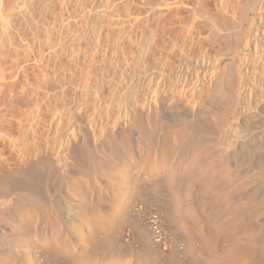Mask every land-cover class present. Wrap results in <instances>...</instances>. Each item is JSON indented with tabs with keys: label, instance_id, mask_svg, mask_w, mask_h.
I'll list each match as a JSON object with an SVG mask.
<instances>
[{
	"label": "bare ground",
	"instance_id": "obj_1",
	"mask_svg": "<svg viewBox=\"0 0 264 264\" xmlns=\"http://www.w3.org/2000/svg\"><path fill=\"white\" fill-rule=\"evenodd\" d=\"M199 1L201 5L199 3L198 9L191 11L195 22L178 25L177 29L175 26V28L166 27L165 24V27L161 24L156 28L142 24L143 27L137 29L140 33L137 41L129 40L131 45L130 52L127 51L129 53L122 50L119 52L114 49L115 46L113 47L114 52L116 50L122 56V61L114 56V60H117L114 69L120 76L116 86L111 84L112 79L104 76L91 83V79L96 76L92 78L96 69L93 72L88 64L95 59L96 53L101 49L98 40L89 43L86 49L81 50L80 56L86 65L74 66L78 69L74 83L72 76L75 73H71L73 75L70 86L74 90V98H71L72 107H70L73 109L69 111L73 110L71 114L74 117L76 114L79 117L78 114L85 113L89 132L95 140L91 146L86 145L85 142L81 145V154L84 157L82 159L83 162L87 161L89 173L77 169L74 172L91 183L92 185L88 186L94 191L97 188L101 192L113 195L116 193V185H129L132 181L139 182L151 176L167 178V180L179 176L183 178L184 185H216L223 180L237 183L236 185H253L244 190L238 201L247 203L264 201V0H210L214 2V8H208L206 0ZM203 1L206 6L202 5ZM3 11L0 12V16L1 13L8 12L6 8ZM6 16L9 19V16ZM0 19L1 191L2 185L6 186L13 177L18 176L16 179H19L22 172L28 173L30 168H34V173L35 169L39 171L41 158L47 150L59 156L63 154L72 139L61 138L57 143L63 122L61 123L59 119L58 122L56 119L65 117L59 116L60 113L56 115L58 116L55 119L56 123L52 120L50 124L54 125L55 129L51 143L48 139H40L36 135L37 126L42 125V122L38 121L40 111L38 112L34 105L37 99L36 103H32L33 108L31 104H29L31 108L27 107V111L30 109L28 112L32 115L31 118L25 116L26 112L22 114L30 118L29 120L25 118L23 121L27 120V127L23 125L29 129V134L24 135L20 132L17 134H21V137L19 135L13 137L15 135L13 131H19L21 125L16 126L12 131L9 121L6 120L7 110L12 109L8 107L10 103H7L9 87L6 82L8 78V76L6 78L8 68H6V42L8 43L9 34L6 27L8 20L5 23L4 17L1 16ZM164 34L168 35L167 39L162 36ZM122 37L124 38L121 35V39ZM108 50L107 52H111ZM104 52L107 53L106 49ZM109 56L113 55L109 54ZM78 59L80 60V57ZM127 75L131 78L128 79ZM60 81L54 79L55 87L63 85H60ZM109 83L114 90L106 100H103L101 90ZM116 97H120L123 103L125 117L121 122H117V119L111 120L112 103ZM129 98L133 99V107L128 104ZM51 100L57 101V99ZM60 106L62 108L63 103ZM187 106L191 109L184 111ZM55 109L57 111L51 110L52 116L58 112V108ZM24 126L20 131L24 130ZM39 129L40 127L38 132H41L42 128L40 131ZM58 129L60 132L56 136ZM99 131L100 134L97 135ZM196 144L198 152L194 158H190L189 152ZM205 153L209 157H214L215 166L208 167V164L199 166L190 174L189 164H193ZM39 180V183L37 181L36 183L42 182L41 178ZM34 184L32 182L31 185ZM62 185H65V193L59 195L58 204L54 199L49 201L47 213L34 200L38 194L34 189V194L36 193L35 197L32 194L34 199L31 195L21 197L24 194L22 193L19 196L20 200L15 199V202L19 201L17 204L14 201V205L7 202L11 206L15 220L14 229L19 230L23 221L26 222V219L30 218L33 226L35 225L33 239L56 252L60 257V264H98L96 258L91 255L92 247L90 239L84 233L83 223L79 221L81 193L69 180H64ZM60 189L62 190V187ZM54 191L51 189L49 192L56 196L57 191ZM174 209L176 212L180 211L178 205H174ZM32 210L38 213L39 217L37 213L35 214L37 219L32 215L33 212L31 215L26 212ZM75 223L80 229L77 235L71 234L68 230L70 225ZM217 227L220 228V225L218 224ZM9 233L7 227L0 226V245L5 247L6 252L25 254L30 251L29 242L17 241L9 236ZM254 242H258V239H254ZM231 251L232 247L226 250V257L230 256ZM108 264L122 263L112 261ZM219 264H230V259Z\"/></svg>",
	"mask_w": 264,
	"mask_h": 264
},
{
	"label": "rangeland",
	"instance_id": "obj_2",
	"mask_svg": "<svg viewBox=\"0 0 264 264\" xmlns=\"http://www.w3.org/2000/svg\"><path fill=\"white\" fill-rule=\"evenodd\" d=\"M4 3L6 6L3 5ZM199 3L198 0H0V7L4 8H0V12L5 11V8L8 11L1 13V16L4 17L5 23L8 20L6 25L8 29H6L9 34L8 43L6 42L7 66L5 65L9 68V71L8 68L6 69V78L8 76L6 82L9 87L7 101L15 105L12 106L11 102H7L10 103L7 104L8 107H12L7 110L8 115H6L10 130H15L18 125L22 127L28 124L27 120L23 122L26 117L22 114L26 112L25 116H32L29 115L30 109L27 111V107L29 104L32 107V103H36L37 99L38 106L34 105L38 112L40 111L38 121L40 120L42 125L38 123L40 125L38 126L42 130L38 132L37 126L36 135L40 139H48L51 143L55 129L54 125L50 124L52 120L56 123L55 119L58 117L56 115L60 113L59 116L65 117L56 119L58 122L59 120L63 122L61 132L60 129L56 131V136L59 132L61 135L57 143L61 138L72 139L67 150L60 156L47 150L39 164L42 167H38L39 171L35 169L38 173L42 169L41 176L36 171L34 173V168H30L33 170L28 169V173L22 172L19 179H16L18 176L13 177L14 179L11 178L6 186L2 185L0 226L10 230L12 235L9 233V236L23 243L29 242L31 246L28 253L19 254L6 252L5 247L0 245V264H60V257L56 252L33 239L35 225L33 226L32 219L23 221L19 230L14 229L15 220L11 206L8 204H17L21 197L31 195L33 198V195L35 197L38 193L33 199L47 213L49 201L54 199L58 204L59 195L65 193V185H62L64 180H69L81 193L79 221L83 223L84 233L90 239L91 255L96 258L98 264H108L112 261L122 264H219L228 259L230 264H264V201L260 203L238 201L244 190L253 185H236L237 183L227 180L216 185H184L183 178L179 176L171 177L169 180L151 176L139 182L132 181L129 185H116V193L109 195L97 188L94 191L88 186L92 185L91 183L74 172L77 169L89 173L88 163L86 160L83 162L82 159L81 145L85 142L86 145L91 146L95 140L89 132L85 113L78 114L79 117L76 114L74 117L71 114L73 110L69 111L73 109L70 107H72L71 98H74V90L70 86L73 75L71 73H75L72 76L74 83L78 70L74 66L86 65L82 62L81 50L86 49L89 43L98 40L101 49L96 53L95 59L87 63L92 67L93 72L96 69L92 78L96 75L97 79H91V83L104 76L114 79L116 83L114 80L110 81L116 86L120 76L114 66L117 60L122 61L119 52L120 50L125 53L130 52V41L138 39L140 35L138 27L143 24L156 28L165 24L166 27L175 26L177 29L178 25L190 24L195 22L191 11L197 10ZM206 4L208 8H214L213 1L206 0ZM206 4L203 1L202 5L206 6ZM120 33L124 38L121 39ZM162 36L164 39L168 37L167 34ZM115 40H118L117 43ZM114 46L119 52L116 50L114 52ZM105 49L106 52L107 49L111 52L108 50L109 52L105 53ZM114 56L117 60H114ZM126 77L131 78L130 75ZM54 79L61 80L60 85H63L55 87ZM111 84H105L108 86L104 85V89L102 88L103 100H106L114 90ZM31 91L33 94L30 93ZM8 95L11 96V100ZM51 99L57 101L53 103ZM55 102L59 107L53 106L57 105ZM62 103L63 111L60 106ZM128 104L133 107L132 98H129ZM56 107L58 112L53 113L52 116L51 110L57 111ZM190 109L191 107L187 106L184 111ZM11 110H14L13 113H9L12 112ZM61 112L65 114L62 115ZM0 113L1 117L2 112ZM111 114L112 121L117 119V122H121L124 119L120 97L114 98ZM9 117L13 119L10 120ZM21 127L18 128L19 131L12 130L15 133L13 137L20 132L24 135L29 134L27 126L20 131ZM25 129L27 132H23ZM12 131L10 134H13ZM99 134L100 131L97 132V135ZM197 152L196 144L189 152L190 158H194ZM213 159L214 157H209L207 153L199 156L193 164H189L188 172L191 174L199 166L207 164L208 167L215 166ZM40 178L42 182L38 184ZM32 182L35 183L34 186L31 185ZM3 186L8 189L5 190ZM31 186L33 188H30ZM51 189L57 191L56 196L49 192ZM32 191L33 193H30ZM15 199H18L17 202ZM174 205H178L180 211L176 212ZM34 211L35 213L33 210L26 212L30 215L33 212L32 215L35 216L37 212ZM26 212L24 211V214ZM30 215L29 217L32 218L33 216ZM36 215L39 217L38 213ZM218 224L220 228L217 227ZM77 226V223L70 225L69 232L73 235L79 234L80 229ZM2 232L4 233V230ZM256 238L258 242L255 243ZM229 247H232V251L229 253L230 256L226 257L225 252Z\"/></svg>",
	"mask_w": 264,
	"mask_h": 264
}]
</instances>
